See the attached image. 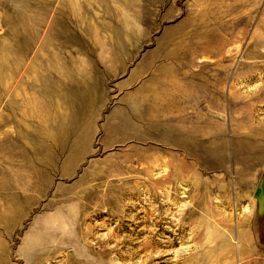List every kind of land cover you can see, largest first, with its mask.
Segmentation results:
<instances>
[{
	"label": "rangeland",
	"instance_id": "rangeland-1",
	"mask_svg": "<svg viewBox=\"0 0 264 264\" xmlns=\"http://www.w3.org/2000/svg\"><path fill=\"white\" fill-rule=\"evenodd\" d=\"M260 188L264 0H0V264H264Z\"/></svg>",
	"mask_w": 264,
	"mask_h": 264
},
{
	"label": "bare ground",
	"instance_id": "bare-ground-1",
	"mask_svg": "<svg viewBox=\"0 0 264 264\" xmlns=\"http://www.w3.org/2000/svg\"><path fill=\"white\" fill-rule=\"evenodd\" d=\"M38 27H40V25H39V23H37L36 24ZM67 33V32H66ZM25 36H28V37H31L32 36V31L31 30H28L27 32H25ZM68 39H71L70 38V36H68ZM26 40V44H24L23 43V45H22V48H20V52L21 53H26V54H29V53H31V51H32V48H33V46L36 44L35 43V40L34 39H31V38H28V39H25ZM118 46L115 44V52H117L118 51ZM50 73V72H49ZM105 73L107 74V75H111L113 72H109L108 70H106L105 71ZM115 73H113L112 75H114ZM66 77V76H65ZM24 81L26 82V84L28 85V87H27V89L25 88L24 89V87H23V84H22V82H21V85L20 86H18V88H17V90L14 92V94H15V96H19L20 94H22V92H24V90H26V92L30 95V89L32 88L31 86H32V82H34V80L32 79V78H30L29 76L27 77L26 75L24 76ZM84 82H82V84H83ZM36 85V84H35ZM63 85H65L67 88H68V90L70 91H72L75 95H76V98L77 99H79L80 100V97H79V94H80V90L81 89H79V83L77 82V80L75 79V78H71L70 80H68V82H64V84ZM82 88V87H81ZM106 145H107V143H106ZM173 158V161L171 162V167L172 168H174V167H176V168H178V171L180 170V168L182 167V165H181V163L178 161V155L177 156H174V157H172ZM123 163H125V165H129V164H131V166H130V168L129 169H133L135 172H137V173H140V174H143V175H149V171H150V167H147L146 166V164H147V158H145V157H138V156H132V157H127L124 161H123ZM175 169V168H174ZM176 171V170H175ZM172 176H173V174L172 173H170L169 175H168V178L169 179H171L172 178ZM128 181H132V180H128ZM158 181H163V182H165L166 180H164V179H159ZM149 186H150V190H154V189H156L158 186H156V185H152V184H149ZM131 188H118L117 190H116V197L114 198V200L113 201H115V203H114V206L118 209V210H120L121 208H122V205L121 204H123V196H125V195H128V196H131V195H137L138 193H139V191H140V189L138 190L137 188H134V189H131ZM151 191V192H152ZM127 193V194H126ZM174 195V193H172V196ZM108 196V194H106L104 197H103V199L105 198V197H107ZM109 198H112L111 196H109ZM104 201H110L109 199H105ZM155 201H158V200H156L155 199ZM162 207V206H161ZM152 214H155V211H153L152 212ZM116 218H122V216L119 214V213H117L116 215ZM141 224H143V222H141ZM121 225H122V222H120L119 224H118V228H120L121 227ZM66 234H68V233H66ZM66 234H64V235H66ZM39 241L40 239H39V237L38 236H34V237H31L30 238V241ZM77 254L79 255V256H81V254H82V252H80L79 250H77Z\"/></svg>",
	"mask_w": 264,
	"mask_h": 264
},
{
	"label": "water",
	"instance_id": "water-1",
	"mask_svg": "<svg viewBox=\"0 0 264 264\" xmlns=\"http://www.w3.org/2000/svg\"><path fill=\"white\" fill-rule=\"evenodd\" d=\"M262 188H260L257 192H256V198H258L259 199V203H260V206H261V208L263 207V203H264V201H263V195H262Z\"/></svg>",
	"mask_w": 264,
	"mask_h": 264
}]
</instances>
